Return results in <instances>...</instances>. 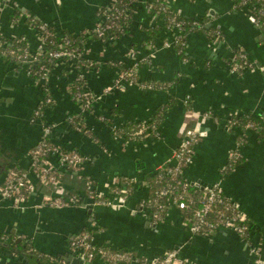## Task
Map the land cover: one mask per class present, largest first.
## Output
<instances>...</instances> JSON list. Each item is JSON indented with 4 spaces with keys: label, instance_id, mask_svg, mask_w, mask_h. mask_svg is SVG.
Here are the masks:
<instances>
[{
    "label": "crops",
    "instance_id": "0c3cea01",
    "mask_svg": "<svg viewBox=\"0 0 264 264\" xmlns=\"http://www.w3.org/2000/svg\"><path fill=\"white\" fill-rule=\"evenodd\" d=\"M10 1L14 7L0 4V36L24 38L32 52L40 49L41 39L31 21L52 26L58 34L79 36L96 29L98 11L111 2ZM153 1H137L126 36L104 43L88 38L84 43L85 58L103 63L82 71L88 91L95 96L93 111L84 115L92 136L68 123L71 115L80 114L79 105L70 97L69 86L77 76L70 64L57 62L49 79L39 83L28 65H14L0 53V187L12 173L29 171L30 152L41 144L45 126L52 127L51 143L75 150L85 159L78 171L61 169L58 186L31 177L33 186L23 209L0 198V264H50V258L71 264L69 258L78 257L70 249L71 240L82 233H90L99 245L113 251L131 252L149 261L176 251L186 264H264V139L254 130L229 126L233 117L264 119V29L250 21V5L233 11V0H170L172 11L207 29H217L224 37L223 43L213 47L206 33L192 35L187 39L188 60L184 62L174 47H165L175 37L167 29L153 47L146 45L148 36L143 29L154 26L148 5ZM15 14L18 20L12 19ZM243 51L252 66L234 75L231 61ZM136 63H141V81L170 85L168 91H143L124 82L105 92L121 77L120 66ZM47 96L52 104L44 108L42 118L34 119ZM162 107H168V112L160 125V138L129 143L114 140L115 128L130 122L149 123ZM206 113L212 117L205 118ZM192 129L201 136L185 178L203 188L219 184L223 195L246 215L251 244L230 231L212 237L193 235L177 209L159 222L137 210L149 192L145 177L163 165H173L175 152ZM235 154L242 165L224 174ZM50 160L57 167L58 161ZM124 178L137 182L127 199L112 193L123 187ZM88 183L98 196L109 199L110 207L93 206ZM71 197L81 203L57 207L47 201ZM252 244L261 249L259 260L250 254ZM25 245L33 253H24ZM10 246L21 250L18 263Z\"/></svg>",
    "mask_w": 264,
    "mask_h": 264
},
{
    "label": "built area",
    "instance_id": "2783aa9c",
    "mask_svg": "<svg viewBox=\"0 0 264 264\" xmlns=\"http://www.w3.org/2000/svg\"><path fill=\"white\" fill-rule=\"evenodd\" d=\"M137 1L138 0H132V2L135 5ZM167 1L171 9L170 0ZM244 6L247 7L249 5L245 4ZM106 9L122 14V11L120 10L118 4V0H111L110 4L106 7ZM149 10L153 16L154 25L156 24L164 25V21H161V19H159V17L157 16V14L151 11L150 7ZM259 14L264 17V9H260ZM98 19H99V23L95 31L98 37L100 38V40L104 36L106 29L118 28V26L115 25L113 20H109L104 15H102ZM250 21L256 26L258 25V19L253 14L250 15ZM194 25H199V24L195 23ZM48 26L49 25L41 24L39 30L35 28L37 31H39L40 39H41V46L39 50H41L43 44V36L46 37L50 36V34L46 31V28ZM167 31H171L175 33V37L172 45L168 43H165L164 45L165 47H175V45H177L178 42L180 41V31H181L180 25L176 24L175 27H173L172 29L169 28L167 29ZM1 47L3 46L0 44V49ZM66 47H67V43L61 46L60 50L58 52L53 53L51 57L53 59H56L58 62L62 61L63 58L65 57L70 58L69 59V61L71 62V63L69 62L70 67L73 69V71H77V76L75 80L84 79V73L82 71L79 72L74 66L73 59H75L77 56L73 52H69ZM15 52L16 51H9L11 55H16ZM0 53L3 55L1 50ZM30 54L31 53L27 52L23 55H16V58L19 62L23 63L24 65H28V67H31L32 65L38 62L39 56L38 55L30 56ZM247 56L248 55L243 51L239 54H236L233 57L230 64V71L232 74L240 75L250 70L252 64L249 62ZM187 60H188L187 58H184V62H187ZM140 66L141 63H136L132 66L133 69L131 68L130 73H128L127 75L121 73V77L117 81L116 85H114L113 87H108L105 90V92L110 93L113 91L115 87L120 88L121 84H123L124 82L125 83L129 82L130 84H134L137 86L135 81L132 79V76L139 73ZM48 79H49V75H47L46 73H39V78L36 80L39 83H45ZM137 87L139 89L143 88L142 85ZM81 89H83V94H81V92L77 93L76 98L79 102L81 101L82 97L84 98L85 102L78 105L80 108V114L87 115L89 114L87 112V109L92 105L93 102L87 96L88 95L87 87H83ZM69 92H71L70 86H69ZM44 103L45 104L43 105V107L44 106L46 107L52 104V99L49 96H47L46 99L44 100ZM34 116L35 119L42 118L43 114L41 108H39L35 112ZM204 117L209 118L212 117V115L210 113H206L204 114ZM101 120L103 121V118H101ZM121 127H117L113 131L114 132L113 137L114 140L116 141H120V140L123 141L121 137H117L115 134V131ZM245 129L246 131H250V130L253 131L254 127L251 124H248ZM51 131H52L51 126H45L43 129V138L41 144L30 152L29 171H19V172L16 171L15 173H12L7 178L4 185L0 187V198L2 199V201L11 203L16 209H23L26 205L28 195L31 192L33 186L31 183V177L37 178L43 184L58 186L60 185L61 180L63 178V173H62L63 169L72 168L75 171H77L82 167L84 163L85 160L84 157L77 151L67 152L54 143H52V145L49 146L47 141L51 136ZM152 131H155V128L153 126L148 125V123H141L137 128V131L134 132V134L137 136H142ZM200 136H201L200 133L195 129L188 131V133L186 134V136L184 137L181 143V146L174 154L173 165L167 164L172 166L174 170L172 171L166 169L164 171L166 172L167 175L170 174L174 176H182L184 179V184L182 186L183 189H187L190 184V182L185 178V171L193 162V149L194 146L200 141ZM144 139H149V138L146 137ZM234 156L238 157V154H235ZM40 157H43V160H40ZM52 157L58 161L57 167L51 162L50 159ZM162 167H160L158 170H160ZM132 184L136 185L137 182L133 180ZM195 187L198 188L199 186L195 185ZM88 192L94 199L93 206H101V207L111 206L110 201L107 202L101 200V197L103 196H98L95 193V187L91 183H88ZM112 193L115 196L120 197L121 194L127 195L128 190L124 188H121L120 190L114 189ZM170 193H171L170 195L171 198L168 201L167 213L173 209L178 210V208L180 207L179 201L176 197L172 196V190L166 189L161 192H157V195L159 197H165ZM95 197H99V199L95 200ZM66 200L67 201H52V199H47V201L55 202V205L57 207L75 205L78 202V199L76 197L75 198L71 197ZM140 207H142V211L140 212L146 215L149 214L150 217L152 218L159 219L157 214L155 216H152L149 213V209L144 207L143 201L140 202ZM218 207H220V209H218ZM212 213H215L218 218L215 221H212L208 218L209 214ZM194 217H195V223L193 226L190 227L187 226L186 223H184V225L187 227V230L190 231L193 235L212 237L218 232L230 231L235 235H237L238 237L242 238L248 244H251V241L249 239L251 227L248 224V219L246 215L242 211H240V209L231 200L227 199L223 195V192L219 184H216L213 187L211 186L206 188L203 206L202 208H200L195 212ZM70 249L78 257L85 259L90 264H93L95 262H100L102 264H186L180 259L179 253L176 251L168 252L164 256L154 259L152 261H149L148 259L145 258L140 259L134 256L131 252L113 251L108 247L99 245L90 233H82L75 236L71 240ZM250 254L253 255L254 258L259 260L261 256L260 247L254 246L253 244L250 245ZM51 260L54 261V259ZM58 264H65V263L58 261Z\"/></svg>",
    "mask_w": 264,
    "mask_h": 264
},
{
    "label": "trees",
    "instance_id": "16d2710c",
    "mask_svg": "<svg viewBox=\"0 0 264 264\" xmlns=\"http://www.w3.org/2000/svg\"><path fill=\"white\" fill-rule=\"evenodd\" d=\"M233 11H239L240 9L244 8L245 4L250 5L253 7V15L257 17L258 19V27L260 29H264V17L259 14L260 9H264V1L262 0H233ZM118 4L120 7V10L122 11V14L111 11L109 9H106V7L101 8L98 11V18H100L102 15H104L109 20H113L115 25L118 26V28H108L105 31L104 36L102 37V41L98 37L95 30L88 31L86 33H82L79 36H72L69 33H63L58 34L55 28L52 26H48L46 28V31L50 34L49 37L43 36V44L41 47V50H38L36 52H32L29 49L28 43L26 39L24 38H18V39H7L0 36V44L3 46L1 47V52L3 53L4 57H6L9 62H12V64L21 66L24 65L23 63L19 62L16 58V55H23L27 52L31 53L30 56H39V60L36 64L32 65L30 67V75L34 79L39 78V73H46L50 76L52 70L54 69L55 65L57 64V60L53 59L51 55L55 52H58L65 43H67V50L69 52H73L77 57L73 59L74 66L76 69L80 71L85 70H91V69H97L103 65L102 62H92L85 58L84 55V43L89 38V40H99L101 42H107L109 40H113L116 38H122L123 36H126L130 32V28L133 24V17H134V11H135V4L132 2V0H118ZM151 11L161 19V21H164V25H154L150 28H144L143 30L146 32L148 39H146L145 43L147 46L153 47L155 39L158 38L162 31L167 29H172L175 27V25H180L181 31H180V41L177 45H175L174 49L179 54L180 58H186V44L187 39L191 37L192 35L196 33H206L212 46L215 47L216 45H219L224 42V37L221 31L217 29H207L206 25H194L195 22H192L190 19L181 16L180 14L175 13L170 9L168 5L167 0H154L153 2L148 4ZM20 18L19 14H15L12 16L13 20H18ZM31 21V20H28ZM204 24V23H203ZM31 25L34 28H37L39 30V27L41 23L33 22L31 21ZM169 25V28H168ZM9 51H16V55H11ZM241 52H237L239 54ZM68 57L63 58L62 61H65L69 64ZM239 62V60H238ZM71 63V62H70ZM107 64V63H104ZM109 64V63H108ZM93 65V66H91ZM122 74H128L130 73V70L132 67H124L123 65L119 67ZM133 69V68H132ZM132 79L135 81L137 86L142 85L143 88H141L143 91H168L170 85L164 84V83H154V82H147V81H141L139 73L132 76ZM83 87H87V81L85 79H77L70 85V97L73 102L76 104H82L85 102L84 98H81V103L77 100L76 94L80 93L83 94ZM80 88V89H79ZM85 94V93H84ZM90 100H92V105L87 109L88 113H91L93 111V105L95 103V96L93 92L88 91V95ZM43 106V105H42ZM45 106L41 108V111L43 112ZM168 112V107H162L158 111V113L153 117L151 120H149L148 125L153 126L155 128V131L148 132L145 135L137 136L134 134L135 131H137V128L141 123L139 122H130L123 125V127L118 128L115 131V134L117 137H121L123 141L126 143L129 142H141L148 138H160L161 131L160 125L161 122L165 116V114ZM35 119V116H34ZM40 119V118H38ZM36 119V120H38ZM42 120V119H41ZM40 120V121H41ZM84 115H71L68 119L69 126L73 128L74 130L81 131L82 134L87 136H92L91 131L86 127V124L84 122ZM103 122L107 123V119L104 118ZM248 124H251L254 127V131L259 134L262 139H264V119L259 117H253L252 115H243L239 117H233L231 121H229V126L232 128H240L242 130H246V126ZM108 125H112V122H109ZM263 126V127H262ZM48 145L51 146L52 143L50 142V138L47 141ZM240 145L244 144L245 141L241 137L240 139ZM66 151V150H65ZM75 151V150H74ZM69 152V151H67ZM40 160H43V157H40ZM241 159L237 156L232 157V159L229 160L228 165L226 166V169L224 171V174H228L231 170H233L235 167L242 165ZM174 170V168L170 165H164L160 170L157 172H153L145 177V183L149 187L148 195L145 199H143L144 207L149 209V213L152 216L158 215L159 219L153 218L156 222L163 221L167 214V206L168 201L171 198V193L168 194L165 197H159L157 195V192H161L163 190L169 189L172 190V196L176 197L179 201L180 207L178 208V211L180 212V215L182 217V220L184 223H186L187 226H193L195 223V212L202 208L204 197L206 193L207 187H198L196 188L194 184L190 183L189 187L187 189H183L184 179L182 176H174V175H167L165 170ZM69 171H75L72 168L68 169ZM78 171V170H77ZM19 172V171H17ZM122 185L124 189L128 190V194H121L120 197L127 199L131 197V194L135 188V185L132 184L133 180L124 178L122 181ZM120 190V188L118 189ZM99 197H95V200H98ZM101 200L107 201V197H101ZM81 201H78L75 205H79ZM138 211H142V207H140V204L137 207ZM220 209V207H218ZM208 218L212 221H215L217 218L215 213L209 214ZM10 246L9 249H11V252L14 253L16 262L20 261L18 256L21 252V250L18 251V248H14ZM24 253H33L32 249L25 245L23 247ZM12 258V257H11ZM10 258V259H11ZM51 259H54L52 261ZM51 262L50 264H58V261L60 259L58 258H50ZM18 263V262H17Z\"/></svg>",
    "mask_w": 264,
    "mask_h": 264
},
{
    "label": "water",
    "instance_id": "95a60500",
    "mask_svg": "<svg viewBox=\"0 0 264 264\" xmlns=\"http://www.w3.org/2000/svg\"><path fill=\"white\" fill-rule=\"evenodd\" d=\"M0 4L4 5V7H8V6H10V7H14L13 3H11L10 0H0ZM21 11H22V13H24V14H28L25 10H21ZM211 14H212V12H211ZM29 16H31V17H33L34 19H36V17L33 16V15H30V14H29ZM89 214H92V211H89ZM69 262H70L71 264H90V263H88L85 259L80 258V257H75V256H74V257H70V258H69Z\"/></svg>",
    "mask_w": 264,
    "mask_h": 264
}]
</instances>
